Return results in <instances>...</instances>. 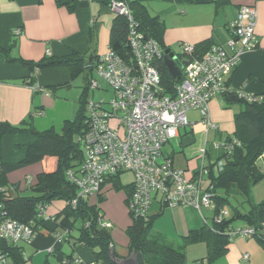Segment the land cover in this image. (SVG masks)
Masks as SVG:
<instances>
[{"label": "crops", "instance_id": "crops-1", "mask_svg": "<svg viewBox=\"0 0 264 264\" xmlns=\"http://www.w3.org/2000/svg\"><path fill=\"white\" fill-rule=\"evenodd\" d=\"M139 1L145 4L151 15L162 17L160 11H150L146 3L149 0ZM167 2L171 3L169 10L172 19L169 25L165 23L163 33V42L167 48H179V42L225 45L229 37V22L235 17L238 7L251 5L257 13V48L264 49V0H227L219 4L217 0ZM115 15L96 0H77L74 10L57 3L56 0H0V47L7 53L5 55L0 52V120L18 125L23 119L30 118L35 129L39 131L53 127L56 132H60L64 121L73 118L79 108V99L85 83L84 74L79 75L82 76V85H76L75 88L79 76L70 80L68 67H48L35 72L33 82L30 83L27 79L31 80L29 77L33 73L15 59L38 61L45 55L64 56L71 52L83 55L86 60L90 56L101 55L110 49V27ZM16 29L18 33L14 32ZM257 48L245 51L239 66L230 75L229 84L234 90L243 89L253 94L263 92L264 53ZM94 72L97 73L96 70ZM68 81L70 83L66 85ZM32 84L38 85L42 90L33 89ZM100 89L102 90L101 85ZM240 108L238 103L227 106L223 96L213 97L209 101V117L217 124V129H206L198 111L189 110L187 116L189 113L191 124L181 127L178 135L168 141L169 148H162L163 156L169 158L175 167L188 173L195 172L200 166H204L205 156L209 157L214 149L210 148V142L207 141L206 146L203 144L200 147L203 154L193 156L183 147L192 143L195 135L204 130L206 134L210 132L213 138L219 136V139L233 133L234 114ZM32 140L34 136L26 132L5 134L1 138V157L6 181L4 185L13 188L11 195H23L21 192L36 182V175L53 163V160L30 164L22 162L25 156L24 145ZM173 140H178L179 145L173 143ZM204 149H207L206 152ZM102 187L101 191L90 196L87 202L97 204L98 198L102 196V209L99 203L98 207L113 222V228L108 231L116 257L128 258L130 251L125 230L131 223L125 210L126 194L118 196L108 182ZM31 194L32 191L29 195ZM65 204L63 200H53L45 207V227L41 232L37 231L31 243L20 244L23 257L20 264H65L60 260L68 256L77 260L67 264H89L93 260V249L75 243L73 236L76 232L71 231L69 236L63 235L69 237L68 239L62 238L58 241V236L64 233V228L54 223L53 217ZM165 209L157 200L152 202L149 215L153 216V222ZM168 209L171 210L170 218L175 233L170 234V237L163 231H153L163 235L169 243L181 242L182 237L191 229L200 228L204 224L198 217L179 214L177 207ZM212 209L214 211V207ZM248 209L249 205L242 209L241 213ZM200 212L202 214L201 209ZM236 220L232 222L233 227L248 225L241 219L242 223H237ZM50 248L52 251H49ZM244 254H247L246 258L243 257ZM185 257V264H264V228L259 231V236L254 238L228 237L225 251L213 259L207 258V245L202 240L185 245Z\"/></svg>", "mask_w": 264, "mask_h": 264}, {"label": "built area", "instance_id": "built-area-1", "mask_svg": "<svg viewBox=\"0 0 264 264\" xmlns=\"http://www.w3.org/2000/svg\"><path fill=\"white\" fill-rule=\"evenodd\" d=\"M109 10L127 21L131 57L125 61L109 49L97 58L96 72L112 87L114 97L108 101L103 98L86 101L88 125L78 136L83 159L76 170L66 172L76 188L71 204L75 205L78 199L87 201L101 191L107 178L127 171L133 175L132 191L127 199L133 218L147 220L154 200L168 208L189 206L200 211L203 207H215L211 180L223 169L226 158L216 159L209 167L200 166L195 172L188 173L173 166L172 161L163 156L162 148L178 135L181 127L191 124L187 116L189 110L199 112L206 129H215L217 124L209 117V101L213 97L233 90L238 97L255 101V94L243 89L234 90L228 83L244 52L257 48L255 8L240 5L229 22L225 45H211L201 57L194 55V44L179 42V51L174 53L180 54L185 61L181 59L182 79L174 85L173 96L162 93L157 64L158 60L164 59L163 48L136 28L126 1L111 0ZM14 32L18 33V29ZM31 86L42 90L38 85ZM89 88L100 89V85L92 79ZM235 144H239L236 139H223L213 143L212 147L223 149L229 155ZM12 190L0 181V264H14L8 245L29 244L37 233L31 221H21L9 214L5 199ZM39 208L43 217L45 206ZM224 214V209L220 208L213 216L220 221ZM99 224L106 229L111 227L103 214ZM262 228L264 221L258 228L252 225L232 227L228 236H256ZM67 234L68 230L64 229L58 241ZM76 260L63 259L61 262L67 264ZM89 264L102 263L92 260Z\"/></svg>", "mask_w": 264, "mask_h": 264}, {"label": "trees", "instance_id": "trees-1", "mask_svg": "<svg viewBox=\"0 0 264 264\" xmlns=\"http://www.w3.org/2000/svg\"><path fill=\"white\" fill-rule=\"evenodd\" d=\"M56 1L67 6L70 10H74L77 5V0ZM96 1L109 9L111 0ZM225 1L227 0H217V3H224ZM126 2L132 10L136 28L147 37L155 39L160 47L165 50L167 48L163 42L165 24L160 16L151 15L145 4L139 0ZM210 46L211 44L206 42L195 44L194 55L201 57ZM109 48L125 61L131 57L127 21L123 16L115 15L112 21ZM258 50L264 53V49ZM0 52L7 55L1 47ZM98 56H90L86 60L83 55L71 52L64 56L45 55L38 61L15 59L29 69L31 74L33 73L29 77L31 78L30 83L33 82L35 71L57 66L69 68L70 80L84 74L85 83L82 87L78 110L73 118L64 121L60 132H56L53 127L39 131L35 129L30 118L23 119L18 125L0 120V181L2 184H6L3 170L4 162L1 157L2 136L23 132L32 134L34 140L24 145L25 156L22 162L30 164L37 161L53 160V163L49 168H44L36 175V182L29 186L33 194L11 195L9 193L5 199L9 214L21 221H31L34 224V229L41 232L45 225L44 218L40 216L39 206L46 207L53 200H63L66 204L53 217V222L68 230V236L71 231H75L76 234L73 236L75 243L93 249V261L102 264H115L111 259V253H114L115 256L117 254L112 245L111 235L108 229L99 224V218L103 213L96 204H89L84 199H78L76 204L72 205L71 200L76 196V188L66 176L67 170H76L83 159L78 136L85 131L88 125L86 101L89 95L90 81L94 79L93 72L96 70ZM178 56L183 60L180 54ZM157 66L161 75L162 93L173 96L174 85L182 79V73L179 77H172L162 59L158 60ZM69 83L70 81L66 85ZM222 96L227 106L232 103H238L241 106L240 110L234 114L235 130L233 135L230 134L223 138L225 140L236 139L239 144L233 145L229 155L223 149L212 147L214 150H220V155L216 159L226 158L223 169L211 180L215 202L214 214L220 210L224 202H227L228 196L235 193H240L245 197L244 200L248 203L249 209L241 213L234 208L230 217L223 216L220 221H216L213 216L211 222L205 220L202 227L191 229L179 243H169L163 235L153 231V216L148 215L147 220L131 216L132 222L126 229L127 247L130 252L135 253L137 264H185L186 243L200 240L207 245V258L213 259L225 251L229 237L228 231L233 227L232 222L234 220L241 219L256 228L260 227L261 222L264 221V197L259 201H253L250 197L251 187L263 177L257 160L264 153V90L261 94H255L256 99L252 102L238 97L233 90L225 91ZM120 173L107 178L106 183H110L117 190H124L127 201L133 183L121 184ZM102 199L100 196L98 201ZM62 238L68 239L69 237L63 236ZM7 250L14 264L23 262L20 245H8ZM63 259L71 261L74 258L68 256L61 258L60 261Z\"/></svg>", "mask_w": 264, "mask_h": 264}, {"label": "rangeland", "instance_id": "rangeland-1", "mask_svg": "<svg viewBox=\"0 0 264 264\" xmlns=\"http://www.w3.org/2000/svg\"><path fill=\"white\" fill-rule=\"evenodd\" d=\"M146 3L148 5V7H150V11L151 10L152 11H160V15L162 16L161 19L163 20L164 24L166 23V25H169V21L172 20L171 19V15H170V10H169V7L171 6L170 2L168 3L167 0L166 1H163V0H149V1H146ZM171 49L173 51H175V52L179 51V48H176V46H172ZM93 77L95 78V80H97L99 82V84L102 87V90L101 89H97V88L94 89V90L89 89L90 92H89L88 98H92L94 100H98L100 98H103L105 101H108V100L112 99L114 97V95H113L112 87L109 85V83L107 81H105L102 77H100L95 72H93ZM82 82H83L82 81V76H79L78 79L76 80L75 88H77L76 85H78V86L82 85ZM188 116H189V113H188ZM233 133H234V131H233ZM233 133H231V135H233ZM197 134L198 135H195V140L192 143H190L189 145H186V146L183 147V149H185L186 152L191 153L193 156L194 155L203 154L200 151V147H202L203 144H204V146L206 144H208L207 141L210 142V148L212 149L211 145L213 143H220V142H222L223 138L225 136H227V135L223 136L222 139H219L220 138L219 136H215L213 138L211 136L212 134L210 132L206 134L205 130H204V132L203 131L202 132H198ZM210 139H212V140H210ZM173 143L179 145L178 140H173ZM169 144H170L169 142L166 143L163 146L164 149L169 148ZM219 152H220V150H212V154L209 157L206 155L205 159H204V166L209 167L210 164L217 158L216 155H218ZM257 164H258V166L260 167V170L263 173V177L257 184H255V185H253L251 187V196L250 197H251V199H254L255 201H259L262 197H264V153L258 158ZM119 179H120V183L121 184H128V183L133 181V175L130 172L124 171V172H121L119 174ZM113 190H114V193L118 194V196H121V195H123L125 193V191L122 190V189L117 190V189L113 188ZM21 194L29 195L30 194V190L26 188L23 192H21ZM244 199H245V197L243 195H241L240 193H235L234 195L228 196L227 202H224L221 205L222 206L221 208L224 209V211H225L224 216L225 217L230 216L232 214V211H233L234 208L238 209L239 211H242V209H246L248 207V203ZM103 201H104L103 199L101 201H97L96 205L98 206V203H99V206H100V204ZM125 206H126L125 210L127 211L126 214H127L128 219H129V223H131L132 222V217L130 215V212L128 210V207H127L126 203H125ZM212 207H213V205L210 208H204V207L201 208L202 214L204 216L202 214H200L201 213L200 211H198L197 209H195L193 207H189V206L188 207L177 206L176 210L181 215H188V216H191V217L195 216V217H198L200 220L202 219L203 222L205 220H208V221L211 222V218H212V215H213V212H214V211H212L213 210ZM101 209H102V207H101ZM164 209H165V211L162 214H160V215H158V216H156L154 218V222L152 223L153 224L152 225V229H157V230L165 232L167 235H170V234H172L174 232L172 219L170 218V215H171L170 211L171 210L168 209V207H164ZM103 216L107 220H109L111 222V227L108 228V229L111 230L113 228V222L108 217H106L104 214H103ZM192 219H194V218H191V220ZM236 222L237 223H242L243 221H241L240 219H237ZM125 234H126V230H125ZM126 236H127V234H126ZM170 237H171V235H170ZM242 238H244V237H242ZM250 238H254V235L250 236ZM179 239H181V237ZM196 242L197 241L187 242L186 245L192 244V243H196ZM117 247H118V245L116 244V248ZM190 256H191V254H190ZM188 264H191V263H188Z\"/></svg>", "mask_w": 264, "mask_h": 264}, {"label": "water", "instance_id": "water-1", "mask_svg": "<svg viewBox=\"0 0 264 264\" xmlns=\"http://www.w3.org/2000/svg\"><path fill=\"white\" fill-rule=\"evenodd\" d=\"M163 61L172 77L180 76L183 69V63L171 48L168 47L164 50ZM111 259L115 264H137L134 252H130L128 258L123 259H118L114 253H111Z\"/></svg>", "mask_w": 264, "mask_h": 264}]
</instances>
